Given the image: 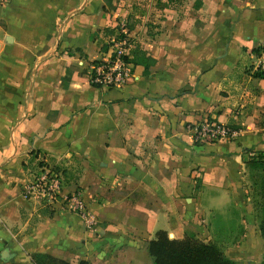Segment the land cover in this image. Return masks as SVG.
<instances>
[{"label": "crops", "instance_id": "obj_1", "mask_svg": "<svg viewBox=\"0 0 264 264\" xmlns=\"http://www.w3.org/2000/svg\"><path fill=\"white\" fill-rule=\"evenodd\" d=\"M80 2L0 4V264H34L36 252L152 264L147 242L159 228L231 237L215 243L235 262L256 253L257 263L264 238L245 161L264 151V79L250 74L251 49L264 51V0ZM118 22L154 61L146 72L131 62L120 86H94L88 64ZM206 118L238 128L192 141L187 126ZM43 169L63 191H80L92 229L61 205L22 196V182Z\"/></svg>", "mask_w": 264, "mask_h": 264}, {"label": "built area", "instance_id": "obj_2", "mask_svg": "<svg viewBox=\"0 0 264 264\" xmlns=\"http://www.w3.org/2000/svg\"><path fill=\"white\" fill-rule=\"evenodd\" d=\"M7 0H0V4ZM132 46L124 22L116 23L115 30L108 42L105 54L88 64V81L97 87L120 86L124 84L132 72V63L125 59ZM256 67L264 69V51L259 54ZM194 142L202 140L214 141L231 137L235 130L226 124H219L211 119H204L187 126ZM22 196L46 204H58L75 212L82 220L85 228L92 229L96 223L95 214L84 202L78 189L63 191L58 174L50 169H43L31 179L22 182Z\"/></svg>", "mask_w": 264, "mask_h": 264}, {"label": "trees", "instance_id": "obj_3", "mask_svg": "<svg viewBox=\"0 0 264 264\" xmlns=\"http://www.w3.org/2000/svg\"><path fill=\"white\" fill-rule=\"evenodd\" d=\"M104 4L111 7V0H103ZM262 46H260L261 48ZM251 52L259 55V47L252 48ZM125 59L132 63L142 62L143 72H146L147 66L154 61V58L144 55L141 48L132 45ZM96 61V60H93ZM250 74L264 79V69L254 68ZM230 129L238 128L235 124H226ZM246 171L251 172L250 189L254 190L256 195L255 205L258 207V230L264 238V151H257L256 154L247 157ZM197 179L195 187L197 186ZM148 255L151 257L152 264H236V262L226 256L222 249L215 242L202 240L194 233L189 232L182 237L176 238L168 236L166 230L156 229L153 236L147 242ZM34 264H85L84 260L71 263L62 258L54 257L47 253L36 252L30 255ZM255 264H264V255Z\"/></svg>", "mask_w": 264, "mask_h": 264}, {"label": "rangeland", "instance_id": "obj_4", "mask_svg": "<svg viewBox=\"0 0 264 264\" xmlns=\"http://www.w3.org/2000/svg\"><path fill=\"white\" fill-rule=\"evenodd\" d=\"M126 26V25H125ZM251 172L249 171V172H247V174H246V180H247V186H248V188H247V194H248V197H249V202H250V204H251V207H252V211H253V213H254V215H255V217L257 218V219H259V215H258V207L255 205V200H256V195H255V193H254V190L251 188L250 189V187H249V184H250V178H251V180H252V177L250 176L251 174H250ZM230 239H232L233 240V238H231V237H226V238H215V242L216 243H221V241L223 242V241H229ZM247 252V251H246ZM243 253V254H240V256L236 259V262H237V264H251L252 263V261L255 259V258H258L259 257V255L258 254H256V253H249V252H247V253ZM260 260V259H259Z\"/></svg>", "mask_w": 264, "mask_h": 264}, {"label": "water", "instance_id": "obj_5", "mask_svg": "<svg viewBox=\"0 0 264 264\" xmlns=\"http://www.w3.org/2000/svg\"><path fill=\"white\" fill-rule=\"evenodd\" d=\"M84 2H85V0H81V2H80V4H79L78 7H81L82 4H83ZM168 236H171V234H168ZM7 255H8L7 249H6V248H3V249L0 251V256H1V258H5V257H7Z\"/></svg>", "mask_w": 264, "mask_h": 264}]
</instances>
